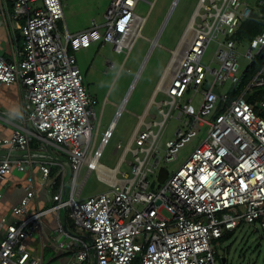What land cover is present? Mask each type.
<instances>
[{
  "label": "built area",
  "instance_id": "obj_1",
  "mask_svg": "<svg viewBox=\"0 0 264 264\" xmlns=\"http://www.w3.org/2000/svg\"><path fill=\"white\" fill-rule=\"evenodd\" d=\"M7 1L0 0L1 14ZM10 2L13 18L23 19L22 50L14 51L10 61L0 57V84L18 87L20 105L9 136L0 128V149L6 150L0 158V185L14 170L28 175L23 197L10 210L15 220L0 240V264H43L27 241L45 227L54 234L50 243L67 254L69 264H216L212 241L235 229L237 220L264 229V99L248 100L250 89L264 85V59L247 89L235 95L264 48L263 29L240 52L237 30L253 14L264 20V0H198L113 168L100 158L126 98L97 144V100L83 85L73 52L111 43L124 54L122 69L135 41L144 38L147 17L135 12L139 0H111L102 23L93 20L73 35L58 29L64 18L61 0ZM211 42L217 47L216 67L202 63ZM226 82L231 90H221ZM197 94L196 111L192 102ZM5 114L0 112V125L7 121ZM174 114L179 121L174 138L161 146L166 121ZM204 125L205 138L157 187L162 160L175 159ZM51 147L64 154L69 190L63 161L40 158V153L52 156ZM82 170L96 172L108 189L80 200ZM44 187L50 208L37 202Z\"/></svg>",
  "mask_w": 264,
  "mask_h": 264
},
{
  "label": "rangeland",
  "instance_id": "obj_2",
  "mask_svg": "<svg viewBox=\"0 0 264 264\" xmlns=\"http://www.w3.org/2000/svg\"><path fill=\"white\" fill-rule=\"evenodd\" d=\"M111 0H61L63 20L58 23L61 33L77 34L87 30L93 20L103 22V14ZM252 2V0H249ZM139 0L135 12L141 17H147L141 30V35L146 38H138L124 62V54L116 53L111 43L100 45L95 43L87 49L73 52L76 64L83 76V85L89 94L97 100L94 107L97 118H100L99 139L104 130L113 121L117 106L126 98V104L119 118L116 120L112 137L102 150L100 163L106 167H115L124 147L129 141L135 128L138 116L143 113L169 58V50L175 48L185 26L192 16L198 0ZM11 5V2L9 0ZM12 6V5H11ZM257 7H261L258 6ZM155 41L153 45L150 41ZM22 49V42L20 41ZM216 44L211 42L202 58L204 65L216 67L213 63V55ZM247 41H243L240 52H245ZM112 62L110 68L106 62ZM241 66L247 65L244 59L240 60ZM129 70V71H127ZM249 85V83H248ZM248 85L241 90L244 92ZM221 90H231L232 86L226 82ZM262 88L250 89L249 95L257 94ZM161 97L159 96L158 99ZM247 98V96H246ZM256 99V98H255ZM201 97L197 94L192 102L197 111ZM154 113V107L150 110ZM157 119H160L157 116ZM209 119V117H208ZM179 121L175 114L168 118L162 133L161 146L167 140L174 138V132ZM207 126L200 127L197 135L190 139L179 149L177 157L172 161L161 162V166L172 174L189 157L192 150L205 138ZM52 156L40 153L43 161H52L56 157L62 160L66 168L67 190H69L70 171L62 151L51 147ZM127 158H130L129 156ZM122 170L128 171L125 165ZM154 177H152L153 179ZM85 180L79 199L86 200L90 197L105 192L108 188L97 177L96 172L87 174L82 170L79 175L80 185ZM43 191L47 190L43 189ZM68 195H65V199ZM49 198L50 195H49ZM44 208L52 207L46 203ZM61 219H65V209H62ZM52 228L56 223H52ZM67 227L73 229L72 222H67ZM49 236L51 233L47 232ZM226 239L212 241V248L217 252L216 264H264V229L253 225L236 221V228L228 232ZM53 254V253H50ZM46 256V260H47ZM45 264H59L56 260Z\"/></svg>",
  "mask_w": 264,
  "mask_h": 264
},
{
  "label": "crops",
  "instance_id": "obj_3",
  "mask_svg": "<svg viewBox=\"0 0 264 264\" xmlns=\"http://www.w3.org/2000/svg\"><path fill=\"white\" fill-rule=\"evenodd\" d=\"M4 6V13H0V57L10 61L14 51L22 50L20 48V41L22 42L20 28L23 24V19L13 18V7L10 5L9 1L4 3ZM150 42L155 43V41L152 42V40ZM106 63L108 65L109 62L107 61ZM19 105L20 98L18 87L15 85L5 86L0 84V112H6L4 118L7 120L1 121L0 128L2 134L5 136H9L11 130L14 129L13 124L18 123ZM5 154L6 150L0 149V158L4 157ZM17 155H19V153H13V156ZM27 175V173H20L14 170L0 185V240L4 235L7 224L15 220V217L10 214V210L24 195L27 186ZM35 177L37 179L38 175ZM49 195L50 193L43 190L38 192L37 202L39 207H43V205L49 202L53 205ZM4 216H6L7 219L6 223L2 222V217ZM48 231L49 230L45 227L35 235V237L27 241L28 249L33 254L41 256L43 264H45V261L46 263H51L54 260L59 264H69L67 254L60 249V247L50 243V238L53 237L54 234L52 231H49L51 235L53 234L49 236L47 233ZM46 256H48L47 260Z\"/></svg>",
  "mask_w": 264,
  "mask_h": 264
},
{
  "label": "trees",
  "instance_id": "obj_4",
  "mask_svg": "<svg viewBox=\"0 0 264 264\" xmlns=\"http://www.w3.org/2000/svg\"><path fill=\"white\" fill-rule=\"evenodd\" d=\"M262 11L264 13V7H262ZM263 29H264V20L257 19V17L253 14L248 19L241 22V25L237 30V37L241 41H249L259 32H261ZM263 59H264V48L255 57L252 68L247 70V72L245 73V76L243 77L239 90L235 95L239 94L241 90L245 88L246 85H248V83L251 81L255 73L261 68ZM261 88L262 89L259 92H257V94L255 93L253 94V96H250L248 98L249 102H253L255 97L264 99V85ZM228 235L229 234L226 233L222 238L226 239Z\"/></svg>",
  "mask_w": 264,
  "mask_h": 264
},
{
  "label": "water",
  "instance_id": "obj_5",
  "mask_svg": "<svg viewBox=\"0 0 264 264\" xmlns=\"http://www.w3.org/2000/svg\"><path fill=\"white\" fill-rule=\"evenodd\" d=\"M213 91L215 93H218V89L216 87L213 89ZM167 176H168V170L165 169L164 167H161L159 169L158 176H157V187H159L165 181Z\"/></svg>",
  "mask_w": 264,
  "mask_h": 264
},
{
  "label": "bare ground",
  "instance_id": "obj_6",
  "mask_svg": "<svg viewBox=\"0 0 264 264\" xmlns=\"http://www.w3.org/2000/svg\"><path fill=\"white\" fill-rule=\"evenodd\" d=\"M192 23V22H191ZM112 173H115V170H112Z\"/></svg>",
  "mask_w": 264,
  "mask_h": 264
}]
</instances>
